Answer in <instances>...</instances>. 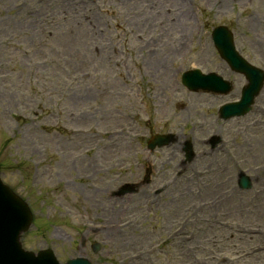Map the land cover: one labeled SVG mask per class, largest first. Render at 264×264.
I'll return each instance as SVG.
<instances>
[{"label":"rangeland","instance_id":"1","mask_svg":"<svg viewBox=\"0 0 264 264\" xmlns=\"http://www.w3.org/2000/svg\"><path fill=\"white\" fill-rule=\"evenodd\" d=\"M217 25L264 69V0H0V177L32 211L24 249L61 264H264V88L219 124L224 98L180 83L216 72L235 98L244 79L213 47ZM167 132L177 143L149 153ZM185 139L196 157L183 164ZM147 164L148 185L111 196Z\"/></svg>","mask_w":264,"mask_h":264},{"label":"water","instance_id":"2","mask_svg":"<svg viewBox=\"0 0 264 264\" xmlns=\"http://www.w3.org/2000/svg\"><path fill=\"white\" fill-rule=\"evenodd\" d=\"M212 38L221 57L230 67L245 75L248 84L243 89V98L240 103L228 105L222 108L221 115L228 118L233 115H241L250 109L253 98L258 94L264 72L250 66L234 50L232 36L225 27L213 30ZM182 83L192 91L206 90L225 93L228 83L215 74L201 75L198 71L183 74ZM171 141L169 136H154L149 142V148L155 145H163ZM243 187H250L249 179H241ZM125 193V192H123ZM31 223V215L26 205L0 180V264H58L50 252H40L37 256L25 253L18 242L19 236L26 231ZM94 251L98 246L93 247ZM66 264H90L86 259L77 258Z\"/></svg>","mask_w":264,"mask_h":264},{"label":"bare ground","instance_id":"3","mask_svg":"<svg viewBox=\"0 0 264 264\" xmlns=\"http://www.w3.org/2000/svg\"><path fill=\"white\" fill-rule=\"evenodd\" d=\"M226 195V194H225Z\"/></svg>","mask_w":264,"mask_h":264}]
</instances>
